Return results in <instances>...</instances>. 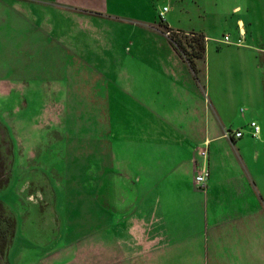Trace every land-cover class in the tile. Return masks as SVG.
I'll use <instances>...</instances> for the list:
<instances>
[{
    "label": "rangeland",
    "instance_id": "rangeland-1",
    "mask_svg": "<svg viewBox=\"0 0 264 264\" xmlns=\"http://www.w3.org/2000/svg\"><path fill=\"white\" fill-rule=\"evenodd\" d=\"M175 26L207 35L221 84H264V0H0V217L11 221L0 264L5 249L6 264H37L21 230L32 204L55 233L60 264H98V242L113 241L117 219L111 132L118 145L130 139L120 137L129 55ZM242 239L241 254L213 253L209 242L206 259L194 241H171L149 264H264L263 234Z\"/></svg>",
    "mask_w": 264,
    "mask_h": 264
},
{
    "label": "crops",
    "instance_id": "crops-1",
    "mask_svg": "<svg viewBox=\"0 0 264 264\" xmlns=\"http://www.w3.org/2000/svg\"><path fill=\"white\" fill-rule=\"evenodd\" d=\"M178 36L151 35L150 48L129 55L130 105L122 113L129 127L120 137L130 139L118 145L117 128L111 132L118 192L108 207L117 219L113 241L98 242V264H149L152 249L171 241H194L201 259L208 257L209 242L213 253L241 254L244 233L264 236V84H221L219 52L207 35H199L200 55L187 49L189 58L177 47ZM120 90L116 103L123 101ZM105 98L113 95L106 90ZM249 120L259 126L255 134ZM236 128L241 135H232ZM201 146L208 172L203 189L193 182ZM102 199L106 204L105 194ZM26 224L23 217L21 230L37 245V264H60L55 233Z\"/></svg>",
    "mask_w": 264,
    "mask_h": 264
},
{
    "label": "built area",
    "instance_id": "built-area-1",
    "mask_svg": "<svg viewBox=\"0 0 264 264\" xmlns=\"http://www.w3.org/2000/svg\"><path fill=\"white\" fill-rule=\"evenodd\" d=\"M167 7L166 6H162L161 9L158 11V17L160 20H164V12L166 11ZM170 30L167 29L165 31V33H169ZM222 39L224 41L228 40V37L226 34H223ZM248 125L251 127V133L255 134L259 128L258 124L254 121V120H249L248 121ZM232 132L233 136H239L241 135V130L239 128L234 129ZM230 130L225 129L223 134L225 136H230ZM197 153L200 157V160L198 161V163L196 164L197 169L193 175V182L194 185L197 188L203 189L206 186L207 183V166H206V148L205 146H201L199 148H197Z\"/></svg>",
    "mask_w": 264,
    "mask_h": 264
},
{
    "label": "trees",
    "instance_id": "trees-1",
    "mask_svg": "<svg viewBox=\"0 0 264 264\" xmlns=\"http://www.w3.org/2000/svg\"><path fill=\"white\" fill-rule=\"evenodd\" d=\"M175 33H176V31H175ZM174 40L177 44V47L179 49H181L183 51V53H185V55H187V57L190 54L187 52L188 48L191 49V51H192L191 54H194V55H200V52L203 49V40L198 35L187 37L184 34V36L175 37ZM187 46H188V48H187ZM190 65L192 66L191 63H190ZM8 223H9L8 220L4 221V222L0 220V233H2L4 230L7 229Z\"/></svg>",
    "mask_w": 264,
    "mask_h": 264
},
{
    "label": "flooded vegetation",
    "instance_id": "flooded-vegetation-1",
    "mask_svg": "<svg viewBox=\"0 0 264 264\" xmlns=\"http://www.w3.org/2000/svg\"><path fill=\"white\" fill-rule=\"evenodd\" d=\"M45 217H46V215H44ZM26 217V221L29 219L30 220V224H31V226L37 231V228H39V229H47V230H49L50 229V226H49V224H47L46 223V219H44L43 220V216L42 217H40V216H37V212H36V210H35V204H32V206H31V208H30V210L29 211H27L26 213H25V215H24V218ZM44 217V218H45ZM0 220L1 221H7V219L6 218H4V217H0ZM8 225L10 224V219H8ZM8 227V226H7ZM26 229V228H25ZM6 233H7V229L6 230H4L2 233H0V240H4L5 239V235H6ZM2 246V245H1ZM1 254L2 255H4V258H3V256H2V262H3V264H6V254H7V250L5 249V251H2L1 250Z\"/></svg>",
    "mask_w": 264,
    "mask_h": 264
}]
</instances>
